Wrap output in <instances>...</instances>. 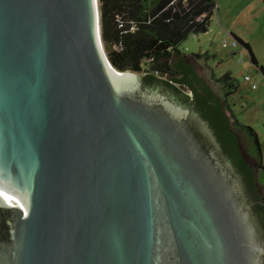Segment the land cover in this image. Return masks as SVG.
<instances>
[{"label":"water","instance_id":"obj_1","mask_svg":"<svg viewBox=\"0 0 264 264\" xmlns=\"http://www.w3.org/2000/svg\"><path fill=\"white\" fill-rule=\"evenodd\" d=\"M143 77L98 0H0V264H264L209 123Z\"/></svg>","mask_w":264,"mask_h":264},{"label":"trees","instance_id":"obj_2","mask_svg":"<svg viewBox=\"0 0 264 264\" xmlns=\"http://www.w3.org/2000/svg\"><path fill=\"white\" fill-rule=\"evenodd\" d=\"M98 4L101 39L109 62L118 71L143 72L146 83L160 84L186 101L191 99L190 95L176 84L190 89L191 104L209 123L227 160L242 177L264 233V184L258 181L256 174L257 170L264 173L260 143L255 130L236 119L226 100L235 92L238 82L230 72L225 73L217 79L222 93L216 95L186 61L206 55H186L180 49L189 35L208 31L218 11L217 0H98ZM229 36L233 43L248 50L252 64L264 74L250 45L233 32H229ZM251 156L255 164L250 162Z\"/></svg>","mask_w":264,"mask_h":264},{"label":"rangeland","instance_id":"obj_3","mask_svg":"<svg viewBox=\"0 0 264 264\" xmlns=\"http://www.w3.org/2000/svg\"><path fill=\"white\" fill-rule=\"evenodd\" d=\"M217 7L208 31L189 35L180 49L186 55H206L189 59L196 65V75L216 95L222 93L217 82L222 75L230 72L231 77L237 80V89L226 100L236 119L255 130L264 167V74L252 64L248 50L238 44L233 45L229 36V32H233L247 42L259 66L264 68V0H217ZM245 76H250V81H245ZM176 86L183 93H191L185 86ZM244 142L243 149H246ZM249 160L255 164L252 156ZM256 174L258 181L264 184V173L257 170ZM258 188L262 190L260 185Z\"/></svg>","mask_w":264,"mask_h":264},{"label":"flooded vegetation","instance_id":"obj_4","mask_svg":"<svg viewBox=\"0 0 264 264\" xmlns=\"http://www.w3.org/2000/svg\"><path fill=\"white\" fill-rule=\"evenodd\" d=\"M143 81H144V83H146L145 80H143ZM147 86L146 87L151 89V90H154V88H161V87H162V89H166L164 86H162L160 84H156V83H147ZM171 93H172L173 97L175 98V100L178 101L179 103H181L187 107L192 106L191 101H193V100L190 99L189 101H186V100L180 98L178 95L174 94L173 92H171ZM257 187H258V185H257Z\"/></svg>","mask_w":264,"mask_h":264},{"label":"bare ground","instance_id":"obj_5","mask_svg":"<svg viewBox=\"0 0 264 264\" xmlns=\"http://www.w3.org/2000/svg\"><path fill=\"white\" fill-rule=\"evenodd\" d=\"M7 193H8V196H9L11 199H13V200H15V201H18V202H23L22 199H20L18 196L13 195V194H11V193H9V192H7Z\"/></svg>","mask_w":264,"mask_h":264},{"label":"built area","instance_id":"obj_6","mask_svg":"<svg viewBox=\"0 0 264 264\" xmlns=\"http://www.w3.org/2000/svg\"><path fill=\"white\" fill-rule=\"evenodd\" d=\"M133 28L131 27V30H132ZM233 45H236V43H233ZM245 81H250V76H245ZM256 86H254L253 85V88H255Z\"/></svg>","mask_w":264,"mask_h":264}]
</instances>
